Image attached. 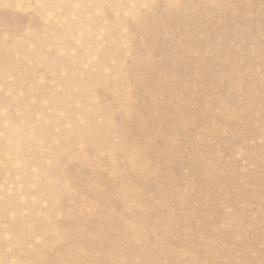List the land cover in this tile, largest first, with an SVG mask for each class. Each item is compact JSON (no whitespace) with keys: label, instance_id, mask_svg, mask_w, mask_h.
I'll use <instances>...</instances> for the list:
<instances>
[{"label":"rangeland","instance_id":"1","mask_svg":"<svg viewBox=\"0 0 264 264\" xmlns=\"http://www.w3.org/2000/svg\"><path fill=\"white\" fill-rule=\"evenodd\" d=\"M0 264H264V0H0Z\"/></svg>","mask_w":264,"mask_h":264},{"label":"bare ground","instance_id":"2","mask_svg":"<svg viewBox=\"0 0 264 264\" xmlns=\"http://www.w3.org/2000/svg\"><path fill=\"white\" fill-rule=\"evenodd\" d=\"M137 3V2H136ZM174 4V3H173ZM104 23V22H103ZM110 23V22H109ZM120 25V24H119ZM60 77V76H59ZM59 111V110H58ZM64 120V119H63ZM103 131V130H102ZM130 138V137H129ZM75 140V139H74ZM131 158V157H130ZM125 189V188H124ZM134 200V199H133ZM108 203V202H107ZM100 221V220H99ZM84 224V223H83ZM103 224V223H102ZM102 226V225H101ZM122 236V235H121ZM101 239V238H100ZM106 247V246H105ZM105 249V248H104ZM88 256V255H87Z\"/></svg>","mask_w":264,"mask_h":264}]
</instances>
